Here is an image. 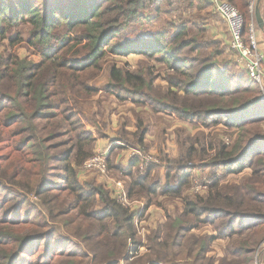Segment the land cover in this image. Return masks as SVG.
<instances>
[{
    "label": "trees",
    "instance_id": "obj_1",
    "mask_svg": "<svg viewBox=\"0 0 264 264\" xmlns=\"http://www.w3.org/2000/svg\"><path fill=\"white\" fill-rule=\"evenodd\" d=\"M228 1L246 11L239 10L245 34L252 22L258 25L256 9L252 13L249 8L251 0ZM163 3L176 9L164 10ZM263 4L264 0L259 4L262 12ZM182 8L195 10L194 18H200L214 4L211 0H0V37L31 26L28 44L41 56L34 61L0 53V190L4 191L0 264H19L27 255L26 264H256L258 259L264 264V145L248 153L264 141L260 85L246 68L248 85L233 86L236 79L228 75L220 81L224 41L206 36L205 25L195 30L169 21L170 31H153L135 42L126 39L125 47L111 45L133 23H152L163 12L174 16ZM21 42L18 32L11 44ZM109 50L125 57L137 53L142 61L152 59L171 71L162 89L156 87L157 74L147 65L131 71L112 63L105 86L109 96L141 101L153 112L199 122L206 130L223 126L229 131L208 133L203 139L181 138L178 133L179 157L163 158L167 178L175 172L176 185H150L152 168L141 174L140 158L123 167L113 164L109 154V167L126 181L131 199L146 196L147 207L155 196L182 202L180 211L166 214L165 222L151 229L146 244L137 238L134 211L118 203L103 182L80 180L96 142L86 124L95 126L107 110L103 103L108 97L99 99V108L92 113L87 108L98 93L93 82L104 71ZM189 52L196 55L188 56ZM80 57L83 61L76 60ZM252 113L260 115L248 118ZM147 133L140 120L134 134L138 144H144ZM226 135H236L235 141L228 143ZM195 170L213 174L203 195L185 194L191 190ZM229 175L238 179L230 181ZM30 195L39 200L37 215L11 219L8 211L23 209ZM58 220L75 239L66 238L72 247H59L47 257L28 251L34 241L55 238L56 229L50 224ZM209 228L210 233L204 231ZM218 240L226 242L223 256L214 249Z\"/></svg>",
    "mask_w": 264,
    "mask_h": 264
},
{
    "label": "rangeland",
    "instance_id": "obj_2",
    "mask_svg": "<svg viewBox=\"0 0 264 264\" xmlns=\"http://www.w3.org/2000/svg\"><path fill=\"white\" fill-rule=\"evenodd\" d=\"M64 3H66L67 0H62ZM264 5V4H263ZM162 8L164 10L168 9V10H175L176 6H172L169 7L167 6L166 3H163ZM257 8V7H256ZM180 12H176L173 15H168L165 12L162 13L161 16H157L154 18V20H152V23L147 22L146 24L140 25L138 23H133L130 28H128L125 32L124 30L122 31L121 35L113 42V44H111L112 46H116L119 44V46L125 47L126 45V39L135 42L138 38H140L142 35H146L148 33H153V31H158V30H164L167 29L170 31L169 29V21L170 23L173 22L174 25H182L184 23H186L188 25L189 28H193V29H197L199 27H202L203 25H205V27L207 28V32L205 30V35L207 36V34H210L212 39H220L223 40L224 44L223 46H220V50H221V57L220 60L221 61L218 66L219 69H223L220 70L222 71V73L219 75V77H221L220 81L221 82H225L226 80L224 79L225 77L228 76H233L236 79V82L233 86H237L240 83L242 85H248L249 82H251L250 80H248L247 78V74L245 73V67L243 66V64L241 63L238 55L236 53L231 52L229 44L231 41V37H230V33L228 31V26L227 24L223 21L222 18H220L216 12L215 7L213 8V10L206 8L204 13H200L201 17L197 18V16L194 18V14L193 13H197L195 10L194 12L191 9H180ZM240 10V9H239ZM242 13H246V11L244 10H240ZM158 15V14H157ZM205 21V22H203ZM207 21V22H206ZM258 26V25H257ZM30 28L31 26H22L20 28L14 29L12 30L11 33H9V36L6 39H2L0 37V53H17L20 57L24 58V57H29L34 61H40L41 60V56L38 54V52H34L33 48L30 47V45L28 44L30 37H31V33H30ZM21 34L22 37V42L16 46H12L11 44V40L16 38L17 33ZM264 34V32H263ZM219 36H223L222 38ZM211 38H209L208 40H211ZM127 46V45H126ZM264 52V49L262 50ZM35 53V54H32ZM106 53H108V55L105 58V62L103 69L104 71L101 72L98 75V78L93 82V85L95 88L98 89V93L97 95L92 99L93 101L91 102L89 108L87 109L90 113L93 112V110L98 109L99 105L97 104V99H103L106 97H108V99H110V96L107 94L106 92V83H107V76H108V68L109 65L112 63H117L119 66L121 67H127L129 70L133 71V70H137L139 67H144L143 64L147 65L148 67H150L152 69L153 74H157L156 76V82L155 84L157 85L156 87H160L162 89H165L167 83H166V76L171 72L166 66L162 65L161 63H158L152 59H148V58H144L143 56L137 54V53H132L128 56H119L113 53L111 50L106 51ZM190 54L188 56L191 55H196V53L192 54L191 52H189ZM76 60L78 61H83V57L80 58H76ZM224 61V62H223ZM227 62V63H226ZM222 67V68H221ZM225 72V73H223ZM224 77V78H223ZM223 85H227L226 83H222ZM240 84V85H241ZM257 91L263 95L264 98V85L263 87L257 86ZM116 97L114 96L113 99H115ZM103 101V100H102ZM119 103H117L118 105H120L119 109H117L115 112H119L120 114L117 116L119 122L120 121H125L130 125L131 130H135L136 128V123L138 121V123H140V120L144 121V125L146 126L148 124V121L151 117H157V115H152V113H150L149 110H146V105L144 103H142L141 101L139 102V104L137 102L131 103V100H125V101H119L117 100ZM92 106V108H91ZM108 109H112V106H108L106 105ZM260 107H264V104H261ZM150 109V108H149ZM151 110V109H150ZM246 113L243 114V117H245ZM254 113L248 114V118H257L258 115L253 116ZM163 118V117H162ZM162 118L160 119H156L157 121L162 122L163 126L165 127H156L158 133H157V140L155 141H147L144 144H138L136 139L127 134V135H123L121 136L122 138L125 137L124 143L126 144L125 149L119 147V145H115L113 146V156L119 155H123L126 154V151H130L133 148H139L141 150H143L145 153H151V149L154 147L156 149H154V152L158 155L157 157H164V154L167 153L168 151V156L170 158H178L180 155V146L179 144L176 142L175 146L172 145V141L175 139L176 141H178V135L176 137L175 133H179V136L185 137L188 135H192L193 137H197L200 139H203V135L211 133L213 135H217V133H224V132H229L225 127L223 126H218L216 129H209L206 130L204 129L201 124L199 122H191V121H182L179 119L178 120H167L166 118H164V122L162 121ZM212 119V118H211ZM234 119V118H233ZM156 120L151 119V124H153ZM96 128H94L95 131H97L98 127H100V123L96 124ZM176 126V127H174ZM262 126V132L264 133V124L261 125ZM170 127H173L172 130H170ZM99 130V129H98ZM149 130V129H148ZM152 129H150L149 131L151 132ZM217 131V132H216ZM128 133V132H127ZM173 133V134H172ZM119 135V132L117 133ZM117 135V136H118ZM120 136V135H119ZM225 139L228 143H233L236 139V135H233V137L230 136H225ZM161 140V141H160ZM163 142L168 143V145L170 146H164L162 145ZM264 145V141L260 143V145H258L257 147H253L251 150H249L248 153L254 151L256 148L259 149L261 147H263ZM162 146V147H161ZM256 149V150H257ZM247 155V154H246ZM114 174H116V177H121V175L119 174L118 171L113 170ZM175 172H171V176L169 178L166 179L165 176H163V172L162 170H160V168H157L155 172H153L151 174V177L149 179V184L150 185H159V186H163L166 182L167 183H171L172 185H176L177 183V177L174 175ZM63 175V172H62ZM193 177H192V183H199L201 184L203 181L209 179L210 181L213 180V174L211 173V170H204V171H198L195 170L193 172ZM80 180L82 181V183H95L96 185H98V176L97 174H93L90 172H86L84 170L81 171L80 173ZM226 179L233 181L238 179L237 176L234 175H229ZM165 180V181H164ZM94 184V185H95ZM86 186V185H85ZM185 194L187 195H192L193 192L191 190H185ZM152 197V196H151ZM4 198V191L1 189L0 190V201L1 199ZM31 201L26 204V206L23 207V209L17 208L16 210H10L8 211V214L11 213V219H26L27 217L33 215L36 216L38 211H39V207H40V203L37 197L30 195ZM141 200L144 201V203L147 205L149 203L148 198L146 196H143L140 198ZM170 198H166V197H162V196H155L152 197V203L150 204V206H156L153 207V211H157L158 214H155L159 220L153 224V220L152 219V215L147 214L144 215V221L143 223L139 226V230L140 232H138L137 238L139 239V241L143 244L147 243V237L148 235L151 233V229H155V227L159 224L160 221H163V214L164 211L162 210V208H164L167 212L166 214L168 215H174L176 212L180 211L182 209V202L180 201H176V200H171V202L169 201ZM36 207V209H34ZM99 206H97L96 208H98ZM161 210H159V209ZM99 209V208H98ZM51 226H53L56 231V236L55 238H49V239H42L40 241H34L32 242V244L28 247V251H32L37 254L39 253H44V255L47 257L49 256L51 253H53L54 251H56L57 249H59V247H63L65 248H70L72 247V242L71 243H67V239H70L68 237L69 233L68 231H64V229H61V225H62V220H58L57 222L51 223ZM204 231H211V228L209 229H205ZM73 236V235H72ZM72 241H74L75 239H70ZM217 247H223L224 245H226V242L223 240H218L217 241ZM48 246V250H46V247ZM225 247V246H224ZM62 248V249H63ZM40 249V252H39ZM142 253H145L146 249L145 248H141L140 250ZM25 257L24 259H21L19 261V264H26L28 259L30 258V256H23Z\"/></svg>",
    "mask_w": 264,
    "mask_h": 264
},
{
    "label": "built area",
    "instance_id": "obj_3",
    "mask_svg": "<svg viewBox=\"0 0 264 264\" xmlns=\"http://www.w3.org/2000/svg\"><path fill=\"white\" fill-rule=\"evenodd\" d=\"M214 4L216 12L228 26L231 41L229 44L230 50L236 53L250 73L255 82L262 86L264 85V52L260 47L258 40V29L254 22L250 24L247 34H245V19L243 14L232 5L228 0H211ZM259 0H251L250 11L253 13L258 5ZM109 152H95L84 164L83 170L93 172L99 176L112 192L114 198L128 209L135 212V222L139 230V226L143 223L142 215L146 210V204L141 199H131L128 195L126 181L120 177L114 176L108 163ZM130 158H140L139 171L145 173L150 165L160 163L159 159L150 153H145L143 150L136 148L130 151ZM212 181L209 179L201 184L192 183L191 191L196 195L206 193ZM256 264H262L258 259Z\"/></svg>",
    "mask_w": 264,
    "mask_h": 264
},
{
    "label": "crops",
    "instance_id": "obj_4",
    "mask_svg": "<svg viewBox=\"0 0 264 264\" xmlns=\"http://www.w3.org/2000/svg\"><path fill=\"white\" fill-rule=\"evenodd\" d=\"M263 12L261 11V15H262V17L264 19ZM257 29H258V40H259V43H260V47L263 50L264 49V34H263V32H264V25L263 26H260L258 24ZM219 37L222 38L223 36H219ZM108 82H109V79H108V76H107V83H106V85L108 84ZM113 97H114L113 95H110V99L103 103V106L106 107L107 110L105 112V115H104L103 120L102 121L101 120L98 121L99 123H101L100 124L101 126L98 127L99 130L97 129V131H95L94 128H96V125L94 126L92 123L87 122L86 125H87V129L90 130L92 133H94V135L96 137V142H95V146H94V153L95 152H99V151H107V152H109V154L111 153V155H110V161L113 164H115L117 166L127 167L132 162V158L129 157L131 150L130 151H126V154H123V155H119L118 154L117 157H116V156H113V150L112 149H113L114 144L115 145H119V147L122 146L121 148H124L125 149L124 146H126V144L124 143V140H123L125 137L122 138L121 136H123V135L125 136V135L129 134V135H131V136H133L135 138L134 134L138 130V121H137V123L135 125L136 126L135 130L129 129L130 128V125L127 122H125V121H120L119 122L117 116L120 113L119 112H115V111L117 109H119L120 105L117 104V103H119L117 101V98L113 99ZM105 98H106V95H105ZM97 101H98V99H97ZM131 103H134V102L131 101ZM106 105L112 106V109H108ZM91 108H92V106H91ZM149 108L151 109L150 106L146 107V110H149L150 113H152V115H154V116L157 115V117H154V118L151 117L149 119V121H148V124L145 126L147 129H149V130L152 129V130H151V132L148 130V133L146 135V138H145L144 143L147 142V141L148 142L149 141H155L156 142V140L158 139L157 138L158 131H157L156 127H164V126H163L162 122L157 121L156 119H160V118L163 117L162 118V121L163 122H164V118H166V121L169 120V119H171V120H178V122H179V118L176 117L175 115H170V114L163 113V112H153L152 109L150 110ZM151 119H154L156 121L153 124H151ZM174 127H176V126H174ZM172 129H173V127H170V130H172ZM118 132H119V135L120 136L117 134ZM175 135L177 137L178 134L175 133ZM176 142L178 143V141H176L174 139L172 141V145L175 146ZM162 145H164V146H170V145H168V143L165 144V142H163ZM154 149H156V148L153 147L151 149V152L153 151L152 154L157 157L158 155L155 153L156 151L154 152ZM168 154L169 153L167 151V153L164 154V156L165 155H168ZM157 158L159 159L160 163H156V164H153V165H150L149 166V167L152 168L151 174L153 172H155L157 168H160V170H162V172H163V176H165L166 179H167V170H166V167H165V164L166 163L163 160L164 157H162V158L157 157ZM148 168H147V170H148ZM90 173H93V172H90ZM141 174H144V173H141ZM98 181L99 182L101 181V179L99 178V176H98ZM153 207H156V206H149V207L146 206V210L144 211V213L142 215V218H143L144 215L150 214L153 217L150 220H153V224H154V223H156L159 220V218L155 215V214H158V212L157 211L154 212L153 211V209H154ZM159 210H161V209H159ZM162 210L164 211L163 221H160L159 223H163L166 220V212L167 211L164 208H162ZM143 220H144V218H143ZM206 232H208V231H206ZM216 244H217V242H215V244H214V249L217 251L218 256H223L224 255V246L225 245L223 247H217Z\"/></svg>",
    "mask_w": 264,
    "mask_h": 264
},
{
    "label": "water",
    "instance_id": "obj_5",
    "mask_svg": "<svg viewBox=\"0 0 264 264\" xmlns=\"http://www.w3.org/2000/svg\"><path fill=\"white\" fill-rule=\"evenodd\" d=\"M262 0H259L258 2V5H257V8H256V11H255V15H256V18H257V22L260 26H263L264 25V19L261 15V9L259 7V4L261 3Z\"/></svg>",
    "mask_w": 264,
    "mask_h": 264
}]
</instances>
